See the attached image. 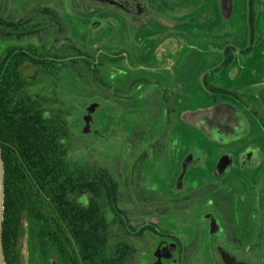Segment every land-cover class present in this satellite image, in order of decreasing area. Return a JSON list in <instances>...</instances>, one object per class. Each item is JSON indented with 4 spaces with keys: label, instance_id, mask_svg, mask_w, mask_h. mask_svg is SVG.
Returning <instances> with one entry per match:
<instances>
[{
    "label": "flooded vegetation",
    "instance_id": "af4514ba",
    "mask_svg": "<svg viewBox=\"0 0 264 264\" xmlns=\"http://www.w3.org/2000/svg\"><path fill=\"white\" fill-rule=\"evenodd\" d=\"M7 264H264V0H0Z\"/></svg>",
    "mask_w": 264,
    "mask_h": 264
},
{
    "label": "water",
    "instance_id": "95a60500",
    "mask_svg": "<svg viewBox=\"0 0 264 264\" xmlns=\"http://www.w3.org/2000/svg\"><path fill=\"white\" fill-rule=\"evenodd\" d=\"M4 180V162L0 148V264H7L3 250Z\"/></svg>",
    "mask_w": 264,
    "mask_h": 264
}]
</instances>
